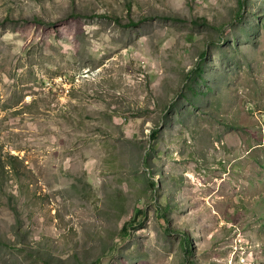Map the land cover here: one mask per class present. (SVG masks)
I'll return each mask as SVG.
<instances>
[{
	"label": "rangeland",
	"instance_id": "rangeland-1",
	"mask_svg": "<svg viewBox=\"0 0 264 264\" xmlns=\"http://www.w3.org/2000/svg\"><path fill=\"white\" fill-rule=\"evenodd\" d=\"M0 264H264V0H0Z\"/></svg>",
	"mask_w": 264,
	"mask_h": 264
},
{
	"label": "trees",
	"instance_id": "trees-1",
	"mask_svg": "<svg viewBox=\"0 0 264 264\" xmlns=\"http://www.w3.org/2000/svg\"><path fill=\"white\" fill-rule=\"evenodd\" d=\"M34 20H36V19H34ZM156 137V131H153L152 132V138H155ZM151 184H152V186H154L156 183H155V181L153 180V181H151ZM143 214V212L142 211H140V210H138L137 212H136V217L134 218V219H137V217H139V216H141ZM127 228V226H124L123 227V229H126ZM185 244L187 245V242L185 241Z\"/></svg>",
	"mask_w": 264,
	"mask_h": 264
}]
</instances>
